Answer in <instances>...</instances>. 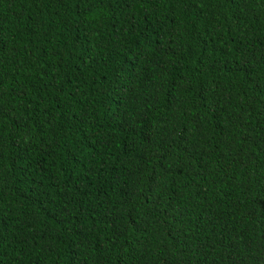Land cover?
I'll use <instances>...</instances> for the list:
<instances>
[{
  "label": "trees",
  "instance_id": "trees-1",
  "mask_svg": "<svg viewBox=\"0 0 264 264\" xmlns=\"http://www.w3.org/2000/svg\"><path fill=\"white\" fill-rule=\"evenodd\" d=\"M0 264H264V0H0Z\"/></svg>",
  "mask_w": 264,
  "mask_h": 264
}]
</instances>
